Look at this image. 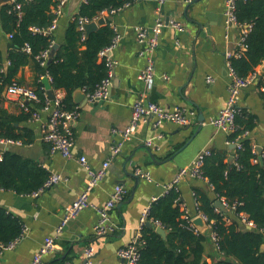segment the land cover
Instances as JSON below:
<instances>
[{
  "label": "crops",
  "instance_id": "crops-1",
  "mask_svg": "<svg viewBox=\"0 0 264 264\" xmlns=\"http://www.w3.org/2000/svg\"><path fill=\"white\" fill-rule=\"evenodd\" d=\"M82 2L74 6L70 0L64 7L54 32L55 44L65 41L66 28ZM225 9L226 0H166L163 5H159V0H142L107 18L121 37L112 54L116 61L112 85L107 100L92 103L86 96L82 103H77L73 95L79 113L72 126L73 157L67 159L53 154L50 144L43 140L50 117V109L45 107L36 110L34 118L23 125L34 131L35 143L5 148L35 161L50 177L59 176L61 182L35 198L0 190V208L19 219L24 227L22 241L15 248L0 253V264H30L45 240L55 237L57 247L52 254L44 256L43 264H52L58 257L82 264L84 250L89 247L96 250L93 264H124L118 256L119 249L136 237L142 212L165 195L166 186L179 169L191 165L205 150H227L230 160L233 152L229 150L228 135L212 124L226 108L229 97L226 53L237 50L242 39L240 30L226 27ZM160 18L176 19L184 25L185 31L163 29L155 52L156 76L149 87L140 78L146 59L141 56L142 46L135 28L152 27ZM10 42L9 34L0 23V54L4 66H8ZM39 76L37 66L30 62L19 70L13 82L38 91L41 89ZM45 77L41 81L46 92ZM260 78H264V63L256 69V79L242 91L238 101L239 108L255 119L256 127L249 137L256 151L258 147L264 151V97L258 87ZM142 96L168 110L196 112L195 123L188 127L172 123L156 127L154 120L139 122L131 138L126 140L123 134L132 122L134 103ZM3 97L5 109L18 115L22 99L7 95L6 88ZM114 146H121L119 154L112 153ZM82 156L93 170L112 160L106 177L90 194L93 206H104L117 185H124L128 193L110 212L113 231L96 234L100 217L91 207L71 220L58 235L67 209L84 192L89 181V174L79 161ZM194 187L214 195L206 181L182 180L178 190L182 208L189 218L199 215ZM154 227L156 230L157 226ZM205 246V260L216 263L220 256L213 239Z\"/></svg>",
  "mask_w": 264,
  "mask_h": 264
},
{
  "label": "trees",
  "instance_id": "trees-1",
  "mask_svg": "<svg viewBox=\"0 0 264 264\" xmlns=\"http://www.w3.org/2000/svg\"><path fill=\"white\" fill-rule=\"evenodd\" d=\"M62 1L15 0L14 4L0 9L1 27L12 35L7 53L9 68L4 66L0 54V139L19 141L24 145L35 143L36 134L23 125L34 118L36 110L46 105L42 77L51 78L54 92L64 93L62 105L65 110L78 112L73 101L75 91L83 89L88 94L94 93L108 76L106 61L99 54L115 38L111 23L107 21L87 37L79 29V20L99 18L103 11L120 8L128 0L82 2L66 28L65 41L52 61L43 67L38 56L51 50L55 37L54 34H36L32 29L52 25L58 18L55 11ZM18 4L20 10L16 8ZM236 16L241 25L250 27V31L245 37L244 52L240 57H234L231 64L237 76L246 79L256 74V69L264 63V0H239ZM26 44L30 45L31 53L25 51ZM30 62H34L40 75L41 89L36 91L40 102L29 104L30 111L21 110L18 115H13L5 109L3 92L15 83L19 70ZM258 87L264 97V78L259 79ZM235 122L236 131L227 139L229 144L240 139L241 148L233 151L234 161L230 163L227 150L211 151L202 168L203 181L207 182L214 195L199 187L193 188L197 210L206 216L211 231L216 235L220 259L216 263L204 260L208 239L196 232L191 222L185 219L181 193L172 189L150 206L148 219L153 226L145 224L142 229L140 264H264V151L261 163L249 137L256 127L254 117L240 109ZM49 178L47 170L35 161L0 148L2 190L31 195ZM223 199L227 213L215 206L218 200ZM242 215L254 224L253 228L243 224ZM154 223L164 228L165 239L156 232ZM23 232L20 220L0 208V244H9ZM67 261L58 257L52 264Z\"/></svg>",
  "mask_w": 264,
  "mask_h": 264
},
{
  "label": "built area",
  "instance_id": "built-area-1",
  "mask_svg": "<svg viewBox=\"0 0 264 264\" xmlns=\"http://www.w3.org/2000/svg\"><path fill=\"white\" fill-rule=\"evenodd\" d=\"M70 0H63L58 10H56V14L58 18L53 22L52 25L46 28L33 27V32L36 34L42 35H53L54 32L58 28L59 18L63 14V9L66 4ZM85 0H83L84 2ZM142 0H128L122 7L117 9L105 10L101 13L99 18L94 20H89L87 18H81L79 20V29L85 33L84 25L96 22L100 18H108L109 16H113L118 12L130 7L132 4L140 2ZM166 0H159V5H163ZM239 0H226V9H225V20L226 27L228 29L237 28L242 33V39L238 49L235 51H228L226 53L227 60V68L230 78L229 83V97L227 101V106L224 110L221 111L220 115L212 121L215 129L226 133L228 136L236 131V116L240 111L238 101L242 91L250 86L254 80L256 79V74L251 75L246 79H242L237 76L232 64L231 60L234 57H240L241 52H244V41L245 37L250 31L249 26H243L238 22L236 16L237 3ZM246 1V0H244ZM18 10H20L21 6L18 4L16 6ZM21 16V13H19ZM165 28H173L179 32H184V25L177 21L176 19L165 20L164 18H160L156 21V23L152 27L146 26H137L135 28L137 34L138 43L142 46L141 56L146 59L145 67L143 68L140 78L150 87L154 83L156 72H155V52L159 46V38L160 34L163 32ZM114 29V28H113ZM11 38L12 35H9ZM120 35L116 33L115 38L112 43L103 49L99 56L106 61V65L108 68V76L102 82V84L98 87V89L94 93H86L88 101L94 103L103 100H107L109 97V88L112 85V79L114 76V67L116 65V61L112 58L113 51L116 49L120 42ZM25 51L27 53H31L30 45L26 44ZM38 59L41 61L43 67L47 66V63L50 59V51L43 52ZM10 66V62L7 63ZM7 66V67H8ZM52 82L51 78L47 76ZM211 81V78L209 79ZM6 93L9 96H16L22 99L20 103L21 110L30 111L29 104L40 102L39 94L31 89L18 85L16 83L9 85L6 87ZM45 95V103L44 106L46 109H50V117L43 131V140L50 144L51 152L53 154H59L64 158L71 159L74 155V134L72 126L77 120L79 113L77 111H67L63 108L62 102L64 98V93L62 91L54 92V99L51 100L48 97L47 92ZM196 112L188 111V110H168L164 107L158 105L155 102L147 101L145 96L140 97L136 100L133 106V117L132 122L128 129L124 132L123 137L128 140L131 138L132 133L136 130L139 122H148L149 120H154V124L156 127H159L165 123H172L180 127H188L195 123ZM240 140V139H239ZM234 142L232 144L236 145V148H241L240 141ZM151 144V141L149 142ZM21 144L19 141H14L11 139H0V148L5 149L11 145ZM113 154H119L122 150L121 146L112 147ZM112 154V156H114ZM211 155L210 150H205L200 153L196 160L189 166L183 167L179 169L176 173L174 179L168 186L165 188V194L172 190H178V186L182 180L186 178L192 179H200L204 180L202 168L205 162V158ZM234 157V156H233ZM80 163L87 170L89 174V181L86 189L82 192L77 199L71 204V206L67 209L65 217L63 218L61 225L57 230V234H61L63 229L67 226V224L76 219L85 209L93 208L98 213L100 220L98 225L95 228V232L97 235H105L107 232H111L115 229V227L111 224L110 212L115 208V206L123 201L124 197L127 195L128 191L124 185H117L110 197V199L105 203L102 207L93 206L90 202V194L106 177L109 167L111 166L112 160H107L102 168L98 170H93L88 165V160L85 156L80 157ZM148 178V175H145ZM61 182V178L57 175L51 176L45 184L36 192L32 193V197H39L42 193H44L51 186L58 184ZM0 190H2L0 188ZM223 204L227 207L225 200H222ZM150 212V207L146 208L141 215L140 219V228L136 235V237L132 240L130 244L127 246L120 248L118 251V256L123 260L124 264H140V246L142 244V229L145 224L149 221L148 216ZM202 217L205 221L207 218L202 213H199L196 217ZM195 217V218H196ZM195 218H189L186 214L185 219L191 222L193 228L196 232L200 233L198 229H196L193 225V220ZM242 222L247 228H253L254 224L251 221H248L245 215H242ZM157 227L160 226L159 223H154ZM210 226V225H209ZM210 232L213 241L216 243V235L211 231ZM24 234V232H23ZM23 234L21 237H18L14 241L10 242L7 245L0 244V253L15 248L23 239ZM56 238V237H55ZM55 238H47L45 240L44 245L40 249V251L34 256L32 262L30 264H43L44 256L48 254H52L57 247ZM95 248L89 247L84 250V261L82 264H93L92 258L95 255ZM64 264H75L73 262L67 261Z\"/></svg>",
  "mask_w": 264,
  "mask_h": 264
},
{
  "label": "water",
  "instance_id": "water-1",
  "mask_svg": "<svg viewBox=\"0 0 264 264\" xmlns=\"http://www.w3.org/2000/svg\"><path fill=\"white\" fill-rule=\"evenodd\" d=\"M80 0H73L74 6L77 5V3H79ZM15 3V0H0V9L4 6L7 5H12ZM75 8V7H73ZM108 19L106 18H100L99 20H97L96 22H91L88 24L84 25V30H85V34L87 37H89L92 33L98 31L102 26H104L107 23ZM60 49V45L59 44H54V46L51 48L50 50V59L49 62L52 61L53 57H55V55L57 54L58 50ZM7 68V66H6ZM43 83L45 84V88H46V92L48 94V97L53 100L54 99V91H53V87H52V83L50 82L49 78L46 76L43 80ZM74 97H77L76 102L77 103H82L83 100H85L86 98V92L83 89H78L75 91L74 93ZM200 120L202 121V118L200 117ZM236 149V145L235 144H230L229 146V150L231 152H233ZM262 148L258 147L257 148V152L259 155V160L261 163H263V157H262ZM230 163H232L234 161V157L231 156L230 157ZM215 206L220 209L222 212L227 213L228 209L227 207L223 204L222 200H218L215 203ZM193 225L196 229H198L200 231L201 234H203L204 236H206V238L209 241H212V237H211V232H210V226L208 224L207 221H205L202 217H196L193 220ZM148 227H152V223L148 222L146 224ZM156 232L158 234H160L164 239L166 238L167 234L166 231L164 230L163 227L158 226L156 228ZM206 258L204 257V260Z\"/></svg>",
  "mask_w": 264,
  "mask_h": 264
}]
</instances>
